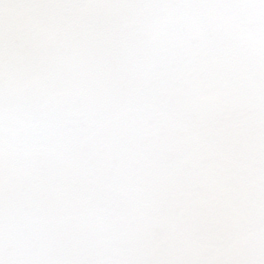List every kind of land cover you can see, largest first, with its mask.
<instances>
[{"label": "snow or ice", "instance_id": "snow-or-ice-1", "mask_svg": "<svg viewBox=\"0 0 264 264\" xmlns=\"http://www.w3.org/2000/svg\"><path fill=\"white\" fill-rule=\"evenodd\" d=\"M0 264H264V0H0Z\"/></svg>", "mask_w": 264, "mask_h": 264}]
</instances>
